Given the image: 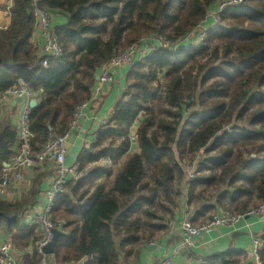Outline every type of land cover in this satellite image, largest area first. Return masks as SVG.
Segmentation results:
<instances>
[{
    "label": "trees",
    "instance_id": "1",
    "mask_svg": "<svg viewBox=\"0 0 264 264\" xmlns=\"http://www.w3.org/2000/svg\"><path fill=\"white\" fill-rule=\"evenodd\" d=\"M219 1L40 0V9L67 19L54 29L63 56L44 70L31 43V0H13L9 25L0 29V94L23 81L36 95L38 106L29 116L35 135L32 154L37 157L52 138L68 132L77 108L91 99L104 63L151 36L171 42L184 39ZM207 38L206 47L175 53L158 49L130 67L109 123L76 160L78 173L84 174L55 201L52 219L62 225V235L54 247V264H122L121 259L124 264L136 255L143 243L137 235L139 219L133 215L145 204L152 205L160 193L175 205V171L181 185L187 184L176 154L186 149L194 154L207 148L204 168L211 164L210 170H221L217 177L199 182L217 181V193L207 200L209 209L243 215L264 203V0H246L226 11ZM161 75L166 80L163 90L158 85ZM211 79L215 81L207 86ZM192 103L197 111L184 119V107ZM158 107L164 108L165 118L156 114ZM137 121V139L132 142ZM16 146L17 129L2 122L0 115V181ZM125 158L112 179V168ZM102 159L110 161L111 168L98 167ZM45 170L33 171L28 195L0 201V234L10 238L18 253L33 247L23 264L41 262L35 249L41 234L21 218L37 204ZM148 170L154 173L155 187L144 195ZM49 174L54 178L53 170ZM239 258L228 253L209 264L218 259L221 264H239Z\"/></svg>",
    "mask_w": 264,
    "mask_h": 264
},
{
    "label": "built area",
    "instance_id": "2",
    "mask_svg": "<svg viewBox=\"0 0 264 264\" xmlns=\"http://www.w3.org/2000/svg\"><path fill=\"white\" fill-rule=\"evenodd\" d=\"M39 2L40 0H31L34 18V33L31 43L36 49V56L41 66L44 70H47L51 61L60 59L63 56V49L54 36V13L40 9L38 7ZM245 2L246 0H220L209 12L207 20L199 26L202 33L198 32L200 35H198L197 40L199 38V41L205 43L212 27L220 25L221 15L230 9L243 6ZM12 6L13 0H4V6L0 9V14L3 17H10ZM209 20L213 24L205 25ZM196 36L190 34L176 42L168 41L162 37L144 39L139 44L131 46L125 52L104 63L96 76L98 77L97 85L100 87L112 86L116 82L114 77L116 70L130 68L158 49L174 53L185 49L187 45L192 44V40ZM99 88L95 85L92 90V97L100 92ZM17 99H22V103L20 104L21 112L15 125L17 129V149L10 162L2 170L0 201H13L14 194L20 190L23 184L26 172L35 171L40 168H52L54 178L43 197L42 205L30 209L23 216V222L36 227L41 234V240L35 245V249L41 257L40 264H51L53 256H47L44 253V249L52 242L54 233L60 231L62 227L61 224H56L52 219L53 207L57 198L64 194L71 184L78 181L80 175L75 165L68 167L65 164L67 141L76 129L84 108L89 105L91 100L77 108L68 132L62 137L52 138L36 157L32 154L31 144L35 135L31 130L29 121L32 110L30 102L33 100L37 101L36 95L23 81H19L15 87L0 94V107L7 102L16 101ZM108 123L109 120L104 121L103 126ZM130 137L132 142H135L137 139L135 133L131 134ZM245 217H254L264 223V203L260 207L251 209L243 215L224 211L221 215H214L199 226H193L190 219L185 218L180 226L183 239L176 249V254L186 250L192 244L193 239L211 234L217 229L233 228ZM1 238L2 235H0V264H23L24 258L33 254L32 246L25 252L18 253L14 250L10 238ZM252 244L253 257L256 260V264H263L261 254L264 252V243L259 239H253ZM171 261L172 259L167 257L160 264H171Z\"/></svg>",
    "mask_w": 264,
    "mask_h": 264
},
{
    "label": "crops",
    "instance_id": "3",
    "mask_svg": "<svg viewBox=\"0 0 264 264\" xmlns=\"http://www.w3.org/2000/svg\"><path fill=\"white\" fill-rule=\"evenodd\" d=\"M3 6L4 0H0V9ZM66 21L65 16L54 13L55 27L64 25ZM212 24L213 22L211 20L205 23V25ZM8 25L9 17H3L0 14V29H5ZM129 69L116 70L114 72L116 82L112 86L100 87L96 82V86L98 88L100 87V92L91 97V102L84 108L76 129L67 141L66 166L70 167L75 165L82 149L88 147L94 141L95 133L103 127L104 121L110 119L114 105L126 89L125 77ZM20 112L21 106L16 101L7 102L0 107L2 122H10L15 128ZM16 149L17 146L14 148V153ZM50 170L52 168L48 167L44 171L47 177L43 178L38 202L34 207L42 205L43 197L52 183L53 176L49 174ZM35 176L33 171L25 173L23 184L20 190L14 194L13 201H17L30 193L32 181ZM188 196L189 200L181 201L179 211L165 224L164 229L159 230L160 233L156 238L144 242L138 249L137 254L129 257L124 264H160L167 257L172 259L171 264H209L214 258L228 253L238 254L240 256L239 264H256V260L253 257L252 240L259 239L264 243V223L254 217L241 219L233 228H221L211 234L197 237L192 240V244L186 250L176 254V249L183 239L180 226L185 218H189L193 226H199L212 216L217 214L221 215L225 211L209 209L211 203L205 199H200L198 191L192 193L191 189ZM21 222L26 226H31L23 222V217L21 218ZM0 235H2V238H9L5 234ZM261 258L264 264V252L261 254ZM121 262L123 264L122 259ZM221 263V259H218L214 264ZM51 264H54L53 260ZM72 264L90 263L84 260Z\"/></svg>",
    "mask_w": 264,
    "mask_h": 264
},
{
    "label": "rangeland",
    "instance_id": "4",
    "mask_svg": "<svg viewBox=\"0 0 264 264\" xmlns=\"http://www.w3.org/2000/svg\"><path fill=\"white\" fill-rule=\"evenodd\" d=\"M198 32H200V34L202 33L201 30L199 29V26L195 32L191 33L192 36H195V35H197V36L192 40V44L187 45V48H185V49L208 46L207 40L205 43H202L201 41H199V38L197 40L198 35H200V34H198ZM152 37L153 36L148 37L146 39H151ZM205 60H203V61H205ZM158 81H159L158 85L162 86L161 89L163 90V86H164L165 81H166L165 78L161 75V76H159ZM214 81H215L214 79H211L209 82H207V86H210ZM163 109H164L163 107H158L155 110L156 114L161 119L166 117L165 114H163L161 112ZM196 111H197V108L193 105V103L190 104L189 106H185L184 107V114H185L184 119H188L190 117V115H192ZM185 121L186 120H184L182 124H184ZM138 123H139V121H137V124L132 128V134L135 133L134 129L136 130ZM234 123H236V121H233V124ZM228 128H231V127L228 126L226 129H228ZM222 134H223V132L219 133L220 136ZM206 150H207V148L205 150L198 152V153L192 154L191 152H188V149H186L184 151V153H182V154L177 153L176 154V163H178V165L184 171L185 177L187 179L186 180L187 184L185 186L181 185L179 178H178V175L175 171V173H174V180L175 181L173 183V187H174L175 192L178 193V195H179L178 198L175 197L173 199V203L175 205H172L169 202L165 201L163 194L160 193V195H158L156 198H154L152 205L145 204L143 206V208L137 214L133 215V218L139 219V226H140L139 228L140 229H139L137 235L141 238L142 243L147 242V241H151L152 239L156 238V236L160 233V231H159L160 228H157V227H159V226L165 227V224L167 222H169L173 218V215H175V213H177L179 211L181 201H188L189 200L188 195H189V191L192 189V186H193L192 193L198 191L199 194H202V196H203L202 199L204 198L205 200H210V198L217 193V190L219 189V188H217V186H218L217 181H215L213 184H210V185L206 184V183H204V184L199 183L200 180H202V179H207V178H210L214 175L217 177L221 171L218 169H216L214 171L210 170L209 167H212L211 164H208L207 168H204L206 162H208V160H209V157L207 156V154H205ZM216 154H217V152L211 153V155H216ZM164 160H166V159H164ZM125 161H126V158L121 161V164L119 166L112 168L113 172H114L112 179L117 175L118 171L121 169V166L125 163ZM97 166L102 167V168H111V163L107 159H102L97 164ZM83 174H84V172L79 175V179L82 177ZM112 179L110 181H112ZM144 183L149 186L148 189L144 191V195H148L150 190L155 187L154 173L152 170L147 171V175L144 179ZM91 191H93V189ZM210 202L213 203V200H211ZM225 211L232 213L231 210H225ZM122 230H124V229H122ZM123 236H124V233L121 234V237H123Z\"/></svg>",
    "mask_w": 264,
    "mask_h": 264
},
{
    "label": "water",
    "instance_id": "5",
    "mask_svg": "<svg viewBox=\"0 0 264 264\" xmlns=\"http://www.w3.org/2000/svg\"><path fill=\"white\" fill-rule=\"evenodd\" d=\"M96 82H98V77L95 78ZM17 103L21 104L22 103V99H17L16 100ZM38 106V102L33 100L30 102V108L33 110L34 108H36ZM51 131V128L49 129ZM7 164H5L4 166H6ZM61 232L57 231L54 233V238L52 240V242L49 244L48 247H46L44 249V253L47 256H53L54 255V247L56 245V242L58 240V238L61 236Z\"/></svg>",
    "mask_w": 264,
    "mask_h": 264
}]
</instances>
